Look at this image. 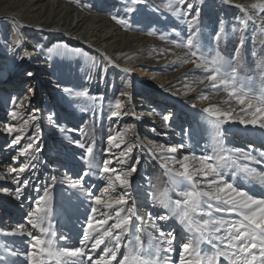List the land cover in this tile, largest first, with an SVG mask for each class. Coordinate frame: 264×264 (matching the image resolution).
Returning a JSON list of instances; mask_svg holds the SVG:
<instances>
[{"label": "rangeland", "instance_id": "1", "mask_svg": "<svg viewBox=\"0 0 264 264\" xmlns=\"http://www.w3.org/2000/svg\"><path fill=\"white\" fill-rule=\"evenodd\" d=\"M30 1H32L33 4L34 0ZM38 2L36 3L38 6L36 5L35 7L34 4L31 7L32 9L30 8L31 10L34 9L32 12L37 11L36 19L39 20L37 22L38 24L34 23L30 24V26H26L22 24V22H18L16 16H20L21 14L19 10L21 9L20 7L18 9H13V11H9L11 16L6 18L7 21L4 22V28L0 26V28L3 29V38H0V71H2V66H13L18 62L25 64V68L21 73L23 81L19 84L8 83L10 79L9 75L12 74L13 71L7 74L6 77L0 79V146L2 144L11 146L9 150L10 155L6 163H4V165L0 164L3 166H0V175L7 174L9 166L18 167L20 164L29 163V170L25 174V178L30 180V184L24 190V196L21 200L15 198V189L17 185L13 183L11 179L0 180V264H28L25 253L29 250L30 245L28 241L30 238L27 236L4 235V232L14 228L15 225L26 216L30 206L35 207V200L43 195L44 188L51 186V176L55 175L59 179H63L67 174V176L72 179H76L77 176L82 173V170H85V166L80 159L83 149L77 147L75 141L85 140L94 142V153L97 159L102 160L106 155L111 156L113 159V166L117 168H119L120 165L116 164V156L114 154L121 151L126 146V143L134 142L143 145V147H136L133 149L131 154L132 159L125 167H129L131 164L135 163L137 171L130 177L132 196L137 199L139 204L143 205L142 211L146 216L149 213L155 215L164 210L153 207L151 193L163 191L165 188H168L169 194L172 197L173 195L170 189L169 178L164 174L163 162L158 158L154 159L152 152L146 150L145 147L150 149V142L164 146H177L183 144L184 147L183 149L181 148L182 150H179L178 154L165 153V155H179L181 157L192 153L200 155L206 150L210 152L211 149H206L205 147L206 144L210 143V139L205 132L207 125L206 114L203 112V109L215 106L221 109L233 107L239 111V107L235 102L224 103L222 100L219 102L213 101L214 98L216 99L220 95H223L225 100L228 98L226 93H215L208 86L207 81L204 83L198 82L196 85L188 83L185 85V90L187 91H183L184 87H175L173 84L164 88L159 85L160 82L155 81V79H157L161 73H154L152 77H142L134 72V69H142L140 66L145 62V65H148L151 62L158 63L160 61H165L162 58L163 47H168L173 50L170 54L172 59L176 56V53L186 56L187 49L177 47L168 41L160 39L161 35H167L169 41L174 38L180 39L187 36L186 21L172 15L160 0H147L146 3L136 6L137 10L132 13L126 11L130 0H39ZM191 2L194 8L199 7L200 9V23L206 44L211 42L209 36L217 29L218 23L220 21L224 22L227 37L221 41L219 50L225 56L230 57L233 53V49L238 43V37L241 34L238 29L243 27L238 23L239 18L243 15L241 9L237 7L241 4L237 3V0H230V3L227 4L223 3V0H203L202 3L201 0H191ZM256 2L257 0H253L251 3L245 2L246 5L241 6L248 7ZM44 3L52 4L50 5L52 9L55 8L53 11L54 13L52 12V14H50L51 17L48 16V11L46 12L43 10L39 13V10H41L40 6ZM112 4V8L108 6ZM8 5L9 2L6 3L4 1L0 4V10L7 8ZM58 6L62 9L58 8ZM184 7L186 8V5ZM96 8L98 10H96ZM107 8H109V11L104 12V9ZM115 8L117 10L113 11ZM22 10H24L23 13H25V18L28 19L29 22L32 21L33 14L35 13H30V10L27 11L26 8ZM248 11L252 12L254 10L248 8ZM96 14L102 16V23L109 24V27L105 29L104 32L103 30H101L100 33L98 32V35L104 36L103 34H105L106 31H110L112 27L113 31L118 29V33L123 35H118L116 40L112 41V43H115L117 46L120 47L124 40L128 38L126 33L128 35L140 36V38L131 44V50H127L129 52L124 55L126 58L122 61L116 60V57L107 52L108 49H110V45L106 44V42L98 43L94 47L102 51L101 53L104 52V56L90 49H88L90 52L83 57L81 56L84 53L83 51L79 50V52H77L78 59L81 63L79 64L78 70H75L74 75L71 76L72 73H69L70 76L67 77L70 78L71 81L70 84L65 87L72 90L87 88L92 96L103 98L102 101L98 100L96 104L93 105L91 101L73 100L64 90H60V100H57L53 97L57 93V87H60V85L54 89L48 90L46 87H43V84L41 85V81L38 85L36 81H30L31 77L27 75L28 72L33 73L36 71L35 66L37 63L35 62H37V58L40 56L39 49L37 50L35 47L31 48L27 44L32 38V36H29L28 32L34 30L35 27H32L33 25H38V28H41L40 24H44V22L47 21V17H49L48 24H51L50 28L57 29V25L60 21V23L66 22L72 17H74V19L77 18L78 15H81L82 18L86 20L83 23V31L86 32L87 26L91 23V18L97 17ZM258 15L264 16V13H258ZM113 16L125 20L128 27L125 28L123 25L116 23L112 19ZM98 25L101 26V23H98ZM234 29L236 30L234 31ZM17 31L22 36L21 47L13 51L10 45ZM75 31L76 29H70V31L67 32L68 37H66V39H61V34H57L56 38H58V41L56 40L52 44L50 43L52 54H55L62 46H68L74 49L78 44L75 41L79 35V33L74 34ZM149 32H155L156 34L149 35ZM42 33V35L47 37L54 34V32L48 29H45L44 32L42 31ZM176 33H180L181 36L177 37ZM94 34L95 32L93 36ZM91 36L92 35H88V42L86 43L93 42L94 39H92L93 37ZM244 36L246 44L242 49L243 67L241 71L244 76H256L258 74V69L255 67L256 62L253 54H264V43H262L264 36L259 32L258 20L255 26L249 21L244 31ZM71 37L75 39H71ZM152 42L157 43V47H154L155 49H150V47L147 46L148 43L151 44ZM134 46L137 47V50L133 51L132 49L135 48ZM81 47H83L84 50L86 46ZM16 50L21 52L19 53ZM24 51L30 54L27 58L21 60L19 56L23 55ZM114 61H117V65L113 64L115 63ZM45 63L48 70L53 71L55 64ZM23 65L21 67H23ZM188 65L191 64L184 63L182 66L183 69L187 68ZM182 67L179 66L177 68L181 70ZM124 69H128L129 71L125 72ZM195 70L200 71V77H203L202 69ZM55 72L56 69L54 70V73ZM42 74L44 75L45 73ZM52 76L53 75L50 73V77ZM61 80L62 79L58 82L61 83ZM131 82H133V87L129 90L128 88L131 86ZM152 85L157 87H153ZM196 87L205 90L203 94L208 96L207 100H202L200 97L194 95L179 100L180 97L184 98L183 96L186 97L191 92H194V88ZM29 88L32 89V92H28ZM121 93H123V95H121ZM26 94L30 97V102L28 103H31V108L28 107L27 110L24 108L20 109L21 115L24 119H27L34 110H39L37 112L39 119L34 123L41 129L38 134L37 144L41 151L32 152V154L27 157L21 155V151L24 145L29 143V137L35 134L33 122L29 121V124L24 127L22 132L13 133L11 136L3 128L5 123L12 126H16L18 123L23 124V120H13L9 116V113L14 110L13 99H22ZM127 95H130V97L128 98ZM175 96L177 98H175ZM114 98H119L124 108L128 106L131 107L136 115L141 114L142 117L140 116V118L137 119L135 115V118L132 116L129 119H124L123 127H121V119H123L121 116L117 118L110 117L111 109L109 108V103L112 102ZM129 99L131 100V104L128 102ZM194 101L198 103H196L195 108L186 106L188 102ZM199 102H201V104ZM172 104L176 105L173 107ZM82 107H87L89 110L82 112L80 110ZM93 108H95V111L92 110ZM153 112V117H150L149 115ZM50 115L52 117L51 120H49ZM164 116L170 117L168 126L164 124ZM225 127L232 132V134L227 137V146L242 147L246 151H254L249 147L250 143L255 144L257 147L264 145V132L258 128H252L251 126L245 128L238 123H230ZM69 129L76 130L68 131ZM189 129L191 130V135H185V130ZM3 132L6 134L5 136L2 134ZM84 133H87V135ZM17 134L21 135L23 138L19 144L13 145L11 141ZM171 135L174 136V138L171 137ZM109 136L117 137L115 143H120L121 138L126 143L121 144L120 148H110L108 145ZM140 139L141 141L139 142ZM3 147H5V145ZM261 150H264V148H261ZM254 154L256 153L254 152ZM32 156H35L36 159H32ZM5 160L4 158V161ZM136 161H138V163H136ZM198 166L199 163L197 161L192 162V167ZM250 166L256 167L258 170L264 168V164H250ZM229 175L231 176V171ZM237 183L255 192L257 196L262 194V190L258 186L253 187L251 184H245L242 180H238ZM85 184L95 195H99L104 187V182L99 179L98 175L85 177ZM3 189H7V191L5 192ZM37 189H39V191H37ZM118 190L123 191L121 189ZM52 194V223L56 227L58 234L63 233L64 235L71 236L73 242L78 241L83 221L86 215L90 213V202L84 200L79 194L72 193L66 185L59 182L52 188ZM98 207L100 212L109 211L102 206ZM150 209H152V211H150ZM97 218H99V212L97 213ZM111 222L112 221H109V223ZM172 225L173 221H169L168 225L164 227L170 228ZM28 227L29 229L31 228L30 225ZM176 230L179 234L180 228L178 225L176 226ZM34 234L39 235V233L35 232ZM59 243L62 244L64 242L59 241ZM102 247L103 246H101V248ZM12 252L20 254L12 255ZM173 259H178V257L173 254ZM113 264H115V262H113Z\"/></svg>", "mask_w": 264, "mask_h": 264}, {"label": "snow or ice", "instance_id": "2", "mask_svg": "<svg viewBox=\"0 0 264 264\" xmlns=\"http://www.w3.org/2000/svg\"><path fill=\"white\" fill-rule=\"evenodd\" d=\"M146 2L147 0H130L126 11L135 12L136 6ZM223 3H230V0H223ZM164 7L178 19L186 21L187 36L169 41L167 35H161L160 39L187 49V58L182 62L191 63L195 69L203 70L204 76L199 79V83L207 81L215 93H226L228 99L224 103L235 102L239 111L233 107L221 109L210 106L203 109L207 125L205 132L210 139L205 147L210 148V152L206 150L200 155L192 153L182 157L169 156L165 153L178 154L184 145L164 146L150 142L153 158L163 162L164 174L168 176L172 191L178 197L173 199L168 188L152 192L153 207L164 210L155 215L149 213L146 216L142 211L143 205L132 196L130 177L137 171L135 163L125 167L132 159L133 149L143 145L126 143L122 138L120 143H115L117 137L109 136L110 148H120L121 144L126 143L121 151L114 154L116 164L120 165L117 168L113 166L111 156L97 159L94 142L75 141L77 147L83 149L80 159L85 170L76 179L67 174L63 179L51 176V186L44 188L43 195L35 200V207L30 206L26 216L10 231L4 232V235L30 238V247L25 253L28 264H264V168L258 170L250 166L264 164V150H261L264 145L257 147L250 143L249 147L254 151L227 146V137L232 132L225 127L230 123H238L245 128L251 126L264 132V54H253L255 67L258 69L256 76H244L241 71L242 49L246 44L244 31L249 21L255 26L258 20L259 32L264 36V16L258 15L264 13V0H257L248 7L237 6L243 13L238 20L243 27L238 29L241 34L230 57L219 50L221 41L227 37L223 21L218 23L217 29L209 36L211 42L206 44L199 7L194 8L191 0H165ZM248 8L254 11L249 12ZM112 19L125 28L128 27L125 20L116 16ZM176 36L180 37L181 34L176 33ZM10 47L13 51L21 47L18 31ZM28 55L24 51L19 58L23 60ZM27 75L30 77L33 73L28 72ZM28 92H32V89L29 88ZM64 92L73 100L91 101L93 105L103 99L92 96L87 88H65ZM200 98L207 100L208 96L201 94ZM12 102L14 110L9 116L13 120H23V124L12 126L5 123L4 130L11 136L22 132L29 121L35 127V134L29 137V143L21 151V155L27 157L32 152L41 151L37 146L41 129L34 123L39 119V110H34L24 119L20 109L24 108L25 102H30V97L26 94L22 99L14 98ZM192 107L195 108L196 105ZM109 108L110 117L136 115L131 107L124 110L119 98H114L109 103ZM80 110L86 112L89 109L82 107ZM92 110L95 111V108ZM51 119L50 115L49 120ZM169 120V116L163 117L165 126H168ZM74 130L76 129L68 131ZM185 135L190 136L191 130H185ZM22 138L17 134L11 143L19 144ZM32 159L36 157L32 156ZM193 161H197L199 166L192 167ZM28 170L29 163H23L18 167L9 166L7 174L0 175V180L11 179L17 185V200H21L24 190L30 184V180L25 178ZM97 175L104 182L99 195L93 194L85 184V177ZM238 180L253 187L258 186L262 194L257 196L255 192L237 183ZM58 182L90 202V213L83 221L76 242H73L71 236L58 234L52 223V188ZM3 191L6 192L7 189ZM98 206L109 211L100 212ZM169 221H173L172 227L165 228ZM177 225L180 228L179 234ZM19 254L12 252V255ZM173 254L178 259H173Z\"/></svg>", "mask_w": 264, "mask_h": 264}, {"label": "bare ground", "instance_id": "3", "mask_svg": "<svg viewBox=\"0 0 264 264\" xmlns=\"http://www.w3.org/2000/svg\"><path fill=\"white\" fill-rule=\"evenodd\" d=\"M4 1L6 3L9 2V5H8V7L6 6L7 8H5V9L3 8V9L0 10V26L2 28H4V22L7 21L6 18L8 16L9 17L11 16V14H9L10 13L9 11H13V9H18L20 7H21V9H19V10L21 11V14H20V16H16V20L18 22H22V24H24L26 26H28V25L30 26V24H34V23H37L39 21L38 19H36V16H37L36 12L37 11L36 12H32L34 9L31 10L32 9L31 7L34 4H35L34 5L35 7H36V5L38 6V4H36V3L39 0H36V1L34 0L33 4H32V1H30V0H0V4H2ZM160 1L165 4V1H163V0H160ZM237 1H238L237 3H239L241 5H246L245 2L251 3L253 0H237ZM50 5H52V4H49V3L48 4H46V3L42 4L40 6L41 10H39V13H40V11L45 10L46 12L47 11L49 12L48 16L51 17L50 14H52V12L55 10V8L52 9V7ZM22 6H24V7H22ZM108 6L109 7L111 6V8H112L113 4L112 5H108ZM24 8H26L27 11L30 10V13H35V14H33L32 21L29 22V20L25 18V15H24L25 13H23L24 10H22ZM58 8H60V6H58ZM60 9H62V8H60ZM96 10H98V9L96 8ZM116 10L117 9L115 8L113 11H116ZM107 11H109V8L104 9V12H107ZM113 11H111V12H113ZM43 14H44V12H43ZM56 14H58V13H56ZM49 17L46 18L47 21L44 22V24H40L41 28L40 27L38 28V25H35V26L33 25L32 27H35L34 28L35 31L32 30V31L28 32L29 36H32V38L30 39V41L27 44L31 48L35 47V49H37V50L39 49V55H40V56L38 55L39 57L37 58V62H35V63H37L36 66H35L36 71H34L33 75L30 76L31 77L30 81H36L38 85L40 84V81H41V85L43 84V87H46L48 90L54 89L55 87L60 85V87L59 86L57 87V93L53 97V98H55L57 100H60V97H59V95H61L60 90H64V88H66L65 86L70 84L71 80H70V78L67 77V76H70L69 73H72L71 74V76H72V75H74L75 70L77 71L78 68H79V64L81 63L80 60L78 59L79 57H78V53H77V52H79V50L84 52L81 55L82 57L85 56L87 53H89L90 50L98 52L99 55L100 54L103 55L104 52L101 53L102 51H99L98 49H96L94 47L98 43L106 42V44L110 45V49H108L107 52L111 53L114 57H116V60L122 61V60H124L126 58V57H124V55L131 50L130 49L132 47L131 44L136 42V40L140 38V36L128 35L126 33V36L128 38L126 40H124V42L119 47L115 43H112V41L116 40V37L118 35L123 36L122 34L118 33V29H115L113 31L112 30L113 27H112L110 31H106V33L103 34L104 36H100V35L97 34L98 32L100 33L101 30H103V32H104V30L109 27L108 23H104V22L102 23V18H101L102 16H100V15H97V17H92L91 18V23L87 26V29H86L87 31L86 32L83 31V25H84L83 23L86 20H85V18H82L81 15H78L77 18H75V19H74V17L71 16L72 18L70 20H68L66 22H63V23H60L61 21L59 20L60 22H59V24L57 26H58V28H61V29H58V28L57 29H52V28H50L51 24H48V18ZM40 20H41V18H40ZM98 23H101V26H99ZM2 28H0V38H3V35H2L3 29ZM45 29H48L49 31L54 32V34H51L48 37L42 35L43 34L42 31L44 32ZM70 29H72V30L76 29L74 34L79 33L78 38L76 39L75 42L78 43L77 45H80V46L76 45L74 49L71 48V47H68V46H62V47H60L58 49L57 52H55V54L54 53L52 54V52H51L52 49L50 48V43L52 44L56 40L58 41V38H56L57 34H61V39H66V37H68L67 36V32L70 31ZM94 32H95V34L93 36ZM88 35H92L91 37H93L92 39H94L92 43H86V42H88L87 41ZM21 38H22V36H21ZM41 38H42V40H41ZM73 38L74 37H71V39H73ZM146 43H144V44H146ZM81 46H86V47L83 50V47H81ZM147 46H149L150 49L151 48L155 49L154 47H157V43H155V42H152L151 44L148 43ZM88 49H90V50H88ZM128 49H129V51H127ZM162 49H163L162 58L165 61H160L158 63L151 62L148 65H145V63H146L145 62L144 64H141V66H140V67H142V69H134V72L137 73L138 75H141L142 77H144V76L145 77H152V75L154 73H158V74L161 73L159 75V77L157 79H155V81L160 82L159 85L163 86V88L164 87H168L169 85L173 84V86H175V87H184L183 91H187V90H185L186 89L185 85H187L188 83H191V84H194V85L198 84L199 79L202 78V77H200V75H201L200 71H196L194 66H193V64H191V63H190L191 65H188L187 68L183 69V67H182L184 65V63L182 61L184 59H186L187 56H185L183 54L180 55L179 53H176V56L173 57V59H172L171 58L172 56H170V54L172 53L173 50L171 48H168V47H163ZM132 50L133 51L137 50V47H135ZM150 51H152V50H150ZM164 51H165V53H164ZM17 52L20 53L21 51L18 50ZM139 55H140V53H139ZM45 62L50 63V64L51 63L55 64L54 67H53V71L52 70L51 71L48 70V67H46L47 65H46ZM116 62L113 63V64H116ZM23 64L24 63H22V62H18L17 64H15L13 66H8V67L2 66L1 67L2 71H0V79L6 77L7 74H9V73H11V71H13V73L9 75L10 79L8 80L9 81L8 83L9 84L10 83H16V84L18 83L19 84L21 81H23L22 78H21L22 77L21 76L22 70L25 68V64L24 65ZM22 65H23V67H21ZM179 66L182 67L181 70L177 68ZM55 69H56V72L54 73ZM42 73H45V74L43 75ZM50 73L53 75L52 77H50ZM202 74L204 76V72H202ZM60 79H62L61 83L58 82ZM155 83H152V84H155ZM130 85L131 86L128 88L129 90L132 89L133 82H131ZM153 87H157V86H153ZM194 90H195L194 92H191L190 94L188 93L189 95H187L186 97L185 96H183L184 98L180 97L179 100H183V99L189 98V97H191L193 95L196 96V97H201V94H203V92L205 91L203 88H200V87H196V88H194ZM127 97L129 98L130 95H127ZM175 98H177V97L175 96ZM221 100L225 101L223 95H220L218 98H216V99L214 98L213 99V101H215V102H219ZM128 102H129V100H128ZM33 103H35V102H33ZM196 103L197 102H195V101L194 102H188V104H186V106L191 107L192 105H196ZM199 103L201 104V102H199ZM30 105H31V103L25 102L24 109L27 110L28 107L31 108ZM172 105L174 107L176 104H172ZM128 107L124 108V110H127ZM199 107H201V106H199ZM169 108H172V107H169ZM153 114H154V112L151 113L149 116L153 117ZM120 116L123 118V119H121L122 120L121 121L122 122L121 123V127H123L122 125H123L124 119H129L130 117H132V115H128V116L120 115ZM140 116L142 117L141 114H139V115L137 114L136 115L137 119H139ZM133 117L135 118V116H133ZM148 120H152V119H148ZM2 134L4 136L6 135L4 132ZM171 137L174 138V136H172V135H171ZM140 141H141V139L139 140V142ZM4 145H5V147H3ZM10 149H11V146H9L8 144H2L0 146V164L4 165V163H6L7 158L10 155V152H9ZM145 149L146 150H150V149H148L146 147H145ZM4 158L6 159L5 161H4ZM0 166H2V165H0ZM170 189H171V193L173 195V198L174 199L178 198L177 195H176V192L172 191V185L171 184H170ZM253 251H255V250H253Z\"/></svg>", "mask_w": 264, "mask_h": 264}]
</instances>
